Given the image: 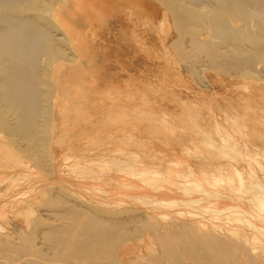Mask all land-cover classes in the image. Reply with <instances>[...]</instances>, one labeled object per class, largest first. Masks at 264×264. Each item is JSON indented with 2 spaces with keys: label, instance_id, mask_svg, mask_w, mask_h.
I'll use <instances>...</instances> for the list:
<instances>
[{
  "label": "bare ground",
  "instance_id": "1",
  "mask_svg": "<svg viewBox=\"0 0 264 264\" xmlns=\"http://www.w3.org/2000/svg\"><path fill=\"white\" fill-rule=\"evenodd\" d=\"M0 102V264H264V0H0Z\"/></svg>",
  "mask_w": 264,
  "mask_h": 264
},
{
  "label": "rangeland",
  "instance_id": "2",
  "mask_svg": "<svg viewBox=\"0 0 264 264\" xmlns=\"http://www.w3.org/2000/svg\"><path fill=\"white\" fill-rule=\"evenodd\" d=\"M34 6H39V4H34ZM51 19H52V18H51ZM51 19H50V20H51ZM49 22L51 23L52 21H49V19H48V21H47L46 23L49 25V27L52 26L51 28H53L54 25H53L52 23L50 24ZM55 30H56V29L54 28L53 31H55ZM56 32H57V30H56ZM58 35H59V36H58ZM55 36H56V37H60V36H62V39L60 40V42H62L63 44L66 43V42H64V41H66V40L63 39L64 35L61 34V32H60V34H55ZM62 43H61V44H62ZM58 44H60V43L58 42ZM61 44H60V45H61ZM64 45H67V44H64ZM61 46H62V45H61ZM61 46L58 45V47H61ZM67 46H68V45H67ZM61 48H63V50H66L67 52L69 51V48H68V47H67V49H64V48H66V46H63V47H61ZM43 57H44V60H45V62H46V65H48V64L51 65V66L48 65V66H49V69H48V70L45 68V69L48 71V72L46 73V76H45L44 72H41L42 75H44L45 83H46V81H47V83H48V82L51 80V75H49V74H50V69H52V66H53V65H56V62H54V61H56V60L52 61V59L49 57V55L47 56L46 53H44V56H43ZM54 63H55V64H54ZM42 64L45 65V63H42ZM46 65H45V67H47ZM42 67L44 68V66H42ZM51 72H53V69H52ZM48 73H49V74H48ZM47 75H48V76H47ZM49 76H50V77H49ZM52 76H53V75H52ZM45 77H47V79H46ZM49 79H50V80H49ZM42 80H43V79H42ZM44 80H43V81H44ZM43 81L40 80V84H39V86L42 85V84H45ZM41 82H42V83H41ZM50 82H51V81H50ZM47 83H46L45 85H47ZM51 83H52V82H51ZM51 83H48V85L50 86ZM45 85H44V86H45ZM39 86H37V89H38ZM42 86H43V85H42ZM40 87H41V86H40ZM40 87H39V89H40ZM45 87H46V86H45ZM45 87H44V88H45ZM47 87H48V86H47ZM47 87H46V88H47ZM44 88H43V87L41 88V90H43L42 93H43V92L46 93V92H48V90H50L49 92L52 91L49 87H48L49 89H48V88H47V89L45 88L46 91H44V90H45ZM41 90H38V91L41 93ZM49 92H48V93H49ZM51 93L53 94V91H52ZM51 93H49V94L46 93L47 96H46L44 93H43V95H45L46 97H48L47 99L49 100V98H51V97L48 96V95H52ZM41 95H42V94H40V96H41ZM43 95H42V98L40 97L41 100H43V98L45 97V96L43 97ZM46 97H45V101L43 100L42 102H45V103H46ZM52 97H53V96H52ZM51 99H52V98H51ZM41 100H40V102H41ZM48 100H47V104H46V106H47L48 104L52 103V101L49 102ZM48 102H49V103H48ZM45 103H41V104H42V107L39 105L40 108L44 109V108H45V107H44V106H45ZM0 104H1V102H0ZM3 105H4V104H1V106H3ZM43 105H44V106H43ZM50 105H51V104H50ZM1 106H0V115H1L2 113L5 114V113H4V110H5V109H4L3 107H1ZM4 107H5V106H4ZM48 107H49V108L46 107L47 110H49L51 106L48 105ZM38 108H39V107H38ZM46 108H45V109H46ZM1 109H4V110L2 111ZM42 109H41V110L39 109L40 111L37 110V111L39 112V114L41 113ZM1 111H2V112H1ZM44 111H45V110H44ZM38 112H37V113H38ZM42 112H43V111H42ZM44 113H45V112H43L42 115H43ZM46 113H47V115H46ZM46 113H45V115H46L47 117H46L45 115H44V118H43V116H41L42 118L39 117V119H40L41 122H40V121H37V123H38V122H39V123H43L44 120H45L44 123H46V121H49V119L46 120V119L49 117V116H48V112H46ZM3 114H2V115H3ZM8 114L10 115V118H12V116H14V117L12 118V120H9V115H8ZM39 114H37V118H38V116H40ZM7 115H8V119H7V121H8V120H9V121H8V123H6V124H5V122H4L3 120H4L7 116H3V119H2V116H0V118H1V119H0V122L2 123V124L0 123V124H1V125H0V130L3 129V131L1 130V132H2L3 134H5L4 131H7V129L10 127V125H11L12 127H13V125H16V126H17V124L20 126V125L23 123V122H22V118H19V117L17 118V117H16L17 114L15 115V114L13 113V115H12V113L9 112V113H7ZM11 115H12V116H11ZM18 116L21 117V115H18ZM35 117H36V116H35ZM14 118H16L15 122H18L17 124H16L15 122H13V121H14ZM19 119H20L21 122H19ZM39 119H37V120H39ZM41 119H42V120L44 119V120L42 121ZM17 120H18V121H17ZM35 120H36V118H35ZM35 120L33 119V121H35ZM11 121H12L13 123H15V124H13ZM9 123H10V125H7V124H9ZM20 123H21V124H20ZM39 123H38V125H40ZM44 123H43L42 125H40V126H41V127H42V126L44 127ZM47 123H48V122H47ZM47 123L45 124V127H44V128H47V127L49 126V124H47ZM3 124H5V125H7V126H5V125L3 126ZM1 126H2V127H1ZM16 126H15L16 132H15V129H14V128H13V130L10 129V128L8 129V131L6 132V134H8V135H7L8 138H7V136H5L6 141H8V140H9V141H12V140H10V139L13 137L12 139H13L14 143H16V145H17V144H21V143H22V145H23V143L25 144V143H28V142H29L28 145L32 146V144H31L32 142L29 141L30 139H28L27 136H25L26 138H23L24 135H26V133H24V130H22V129H23V125L20 126L21 128H20L19 126H17V127H18L19 129H21V131H22V132H20V133L18 132V129H17ZM12 127H11V128H12ZM38 127H39V126H38ZM4 128H5V129H4ZM6 128H7V129H6ZM40 129H41V128H40ZM42 129H43V128H42ZM10 130H11V131H10ZM8 132H9V133H8ZM12 132H13V133H12ZM11 133L13 134V136H12ZM21 133H22V136L20 137ZM9 134H10L12 137H9ZM14 134H15V135H14ZM17 134H18V136H17ZM19 134H20V135H19ZM23 134H24V135H23ZM43 134H44V132H43ZM16 136H17V137H20V139H21V140H20V143H19V140H16V139H19V138H17ZM9 138H10V139H9ZM14 138H16V139L14 140ZM22 138H23L25 141L22 140ZM7 139H8V140H7ZM26 139H27V140H26Z\"/></svg>",
  "mask_w": 264,
  "mask_h": 264
}]
</instances>
